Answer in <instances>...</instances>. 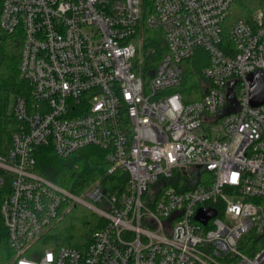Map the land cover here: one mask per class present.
I'll return each instance as SVG.
<instances>
[{"label":"built area","instance_id":"built-area-1","mask_svg":"<svg viewBox=\"0 0 264 264\" xmlns=\"http://www.w3.org/2000/svg\"><path fill=\"white\" fill-rule=\"evenodd\" d=\"M232 2L0 0L1 27L23 35L30 87L0 153V264H264V103L252 104L248 80L264 73V6L231 23L227 44ZM144 22L167 44L151 73L135 41ZM198 49L210 83L187 101L182 62ZM233 80L237 110L218 117ZM93 145L107 151L110 173H128L127 189L96 181L76 193L38 171L42 146L68 156ZM75 205L105 219L86 251L42 248ZM203 207L217 211L206 223L196 218Z\"/></svg>","mask_w":264,"mask_h":264},{"label":"trees","instance_id":"trees-1","mask_svg":"<svg viewBox=\"0 0 264 264\" xmlns=\"http://www.w3.org/2000/svg\"><path fill=\"white\" fill-rule=\"evenodd\" d=\"M261 6H264V0H233L225 27V43H231L228 36L231 23L241 18L251 22L254 12ZM148 15L147 9L144 12V19ZM136 37L143 45L145 69L151 73L155 71L167 51L164 31L160 28H151L144 22ZM22 49L21 32H8L0 25L1 154L7 152L11 145L12 134L19 125V120L13 111L14 101L19 95L30 93L29 84L20 76ZM209 60L208 52L198 49L193 56L182 62L183 79L178 89L187 101L197 100L205 93L210 81L203 74V69L209 64ZM37 159L38 171L42 175L76 193L88 188L96 181H100L110 193H119L128 186V173L123 169L110 173L111 165L107 160V151L99 146H88L68 156L58 155L51 146H42L38 151ZM7 192L6 188L0 187V206ZM104 224L105 219L91 209L75 205L45 233L40 245L42 248L72 246L85 252L93 233ZM2 241L5 244L6 241Z\"/></svg>","mask_w":264,"mask_h":264},{"label":"water","instance_id":"water-1","mask_svg":"<svg viewBox=\"0 0 264 264\" xmlns=\"http://www.w3.org/2000/svg\"><path fill=\"white\" fill-rule=\"evenodd\" d=\"M248 80L251 86V102L254 105H259L264 103V73L261 70L254 71L248 75ZM236 80H233L229 83V93L227 96L228 105L225 109L219 114L218 117L227 115L233 111L237 110L238 104L236 96L232 90ZM217 214V211L211 207L200 208L196 218L203 223H206L210 218L214 217Z\"/></svg>","mask_w":264,"mask_h":264},{"label":"rangeland","instance_id":"rangeland-1","mask_svg":"<svg viewBox=\"0 0 264 264\" xmlns=\"http://www.w3.org/2000/svg\"><path fill=\"white\" fill-rule=\"evenodd\" d=\"M135 41L137 42V44L138 45H140V47H141V49H142V51H143V45H142V43H140V39L137 37L136 39H135ZM143 55H144V53H143ZM220 128H219V125H216V126H214V129L213 128H211V125H209V124H206L205 126H204V130L206 131V133H212L213 135H214V137H217V136H220L221 134H219L218 133V130H219ZM87 208V207H86ZM1 213V212H0ZM1 215V214H0ZM0 218H1V223H0V232L3 234V233H5V224H4V221H3V218L0 216Z\"/></svg>","mask_w":264,"mask_h":264}]
</instances>
